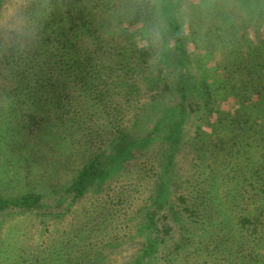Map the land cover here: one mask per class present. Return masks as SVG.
<instances>
[{
    "label": "trees",
    "instance_id": "obj_1",
    "mask_svg": "<svg viewBox=\"0 0 264 264\" xmlns=\"http://www.w3.org/2000/svg\"><path fill=\"white\" fill-rule=\"evenodd\" d=\"M0 264H264V0H0Z\"/></svg>",
    "mask_w": 264,
    "mask_h": 264
},
{
    "label": "rangeland",
    "instance_id": "obj_2",
    "mask_svg": "<svg viewBox=\"0 0 264 264\" xmlns=\"http://www.w3.org/2000/svg\"><path fill=\"white\" fill-rule=\"evenodd\" d=\"M14 0H11L13 2ZM189 4H198L200 0H188ZM194 9L191 10L190 8L187 9L186 11L183 12L184 20H183V27L185 29L186 35L184 39L182 40L183 42L181 43L183 48L189 51H193V56L197 60V62L201 61L203 63L202 67H199L198 69L199 73L201 74H206L207 76V81L209 84L214 85V89L216 90V83L218 79V75L220 73L218 63L220 62V59L222 58L221 54H218V45L215 47L213 46H205L202 43L205 40H208L212 42L214 36L209 35L207 38L203 35L199 37L200 43L194 49L192 44L190 43V34L194 32L195 30H198V27L195 26V24H190L189 22L191 20H194L195 22H198L199 24L206 25L207 27L209 26L208 21L205 19L206 15L201 14L200 9ZM15 7L14 5L8 4V11L5 14V20H9L10 16L13 14ZM204 27V26H203ZM258 36V33L256 34ZM144 40V39H143ZM24 42H22L23 44ZM213 43V42H212ZM219 99L223 98L220 103L215 107V110L217 111L219 109L220 113H232L233 108L235 106V102L232 98H227L226 95H223L222 91L219 92ZM225 96V98L223 97ZM214 119V117H213ZM261 122V121H260ZM205 132H208V128L205 129Z\"/></svg>",
    "mask_w": 264,
    "mask_h": 264
}]
</instances>
